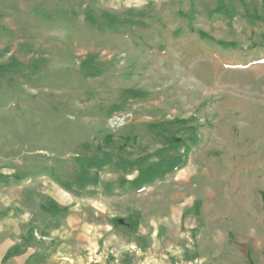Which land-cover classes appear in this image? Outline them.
I'll use <instances>...</instances> for the list:
<instances>
[{
	"label": "rangeland",
	"instance_id": "rangeland-1",
	"mask_svg": "<svg viewBox=\"0 0 264 264\" xmlns=\"http://www.w3.org/2000/svg\"><path fill=\"white\" fill-rule=\"evenodd\" d=\"M0 264H264V0H0Z\"/></svg>",
	"mask_w": 264,
	"mask_h": 264
}]
</instances>
